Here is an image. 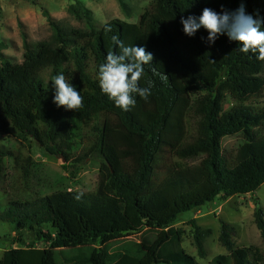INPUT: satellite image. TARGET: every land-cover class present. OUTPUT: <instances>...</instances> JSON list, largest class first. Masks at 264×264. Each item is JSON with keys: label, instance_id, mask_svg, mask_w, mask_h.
I'll list each match as a JSON object with an SVG mask.
<instances>
[{"label": "trees", "instance_id": "1", "mask_svg": "<svg viewBox=\"0 0 264 264\" xmlns=\"http://www.w3.org/2000/svg\"><path fill=\"white\" fill-rule=\"evenodd\" d=\"M117 1L130 18L126 0ZM241 4L246 14L264 20V0H152L136 22L101 24L78 1L70 11L85 28L67 27L45 11L52 36L24 43L21 63L4 55L0 42V134L14 139L11 147L0 146V169L9 158L27 183L36 165L33 143L60 157L64 169L87 159L100 162L94 192L65 188L0 201V223L12 227L11 241L18 245L0 264H199L181 248L178 217L264 184V107L257 106L264 97V61L241 52L227 34L214 44L203 28L187 36L181 18L199 17L206 7L234 12ZM117 41L154 57L141 80L152 94L147 101L134 95L136 105L127 112L98 82L108 51H120ZM58 74L83 97L77 112L53 102ZM234 136L242 141L226 153L223 141ZM194 158L202 159L187 163ZM254 219L264 239L258 203ZM192 224L205 257L212 231ZM235 234L222 221L219 239L228 254L211 264H264L260 249L235 246ZM129 237L139 240L111 252L112 243Z\"/></svg>", "mask_w": 264, "mask_h": 264}, {"label": "rangeland", "instance_id": "2", "mask_svg": "<svg viewBox=\"0 0 264 264\" xmlns=\"http://www.w3.org/2000/svg\"><path fill=\"white\" fill-rule=\"evenodd\" d=\"M78 1L93 12V17L101 24L113 19L136 22L143 8L152 0H126L129 4L131 17L128 18L117 0H0V42L2 52L14 63L23 61L24 43H36L49 40L52 28L45 16L47 11L53 20L67 27L84 29L85 23L78 20L70 11ZM257 106L264 107V97ZM240 136L227 137L223 141L226 153L231 152L241 143ZM14 139L0 134V146L11 147ZM35 167L27 183L19 176L14 163L4 159L0 169V201L9 195H23L31 198L50 194L59 189L71 188L76 192H94L99 183L100 162L98 159H87L82 163L64 169L60 157L43 152L36 143L32 144ZM202 158L188 159V164H197ZM27 188V190L23 189ZM27 192V193H23ZM256 203L264 209V184L254 193L236 195L230 198H217L198 209L182 213L174 227L182 231L181 248L194 256L199 264H211L218 255H227V249L220 242L222 221L235 227L236 234L232 240L236 247L260 249L264 253V239L256 226L254 211ZM203 229H210L212 234L205 241V257H200L194 240L193 224ZM153 238L154 233L146 234ZM15 233L11 226L0 223V259L10 247L16 248L11 239ZM139 237H129L111 244L110 250L115 253L124 246L138 242Z\"/></svg>", "mask_w": 264, "mask_h": 264}, {"label": "clouds", "instance_id": "3", "mask_svg": "<svg viewBox=\"0 0 264 264\" xmlns=\"http://www.w3.org/2000/svg\"><path fill=\"white\" fill-rule=\"evenodd\" d=\"M181 23L189 37H194L203 28L209 34L208 42L214 44L219 36L227 34L231 41L239 43L241 52L256 54L258 60L264 61V20L246 14L243 4L234 12L224 10L218 13L206 7L199 17L190 15L181 18ZM117 42L120 51H108L106 62L99 66L98 82L102 92L118 108L127 112L136 105L134 95L147 101L152 94L150 86H141V80L144 66L151 64L154 57L144 47L125 46L122 41ZM52 82L55 89L53 102L57 107L74 112L83 107L80 92L66 81L63 74L53 77Z\"/></svg>", "mask_w": 264, "mask_h": 264}]
</instances>
